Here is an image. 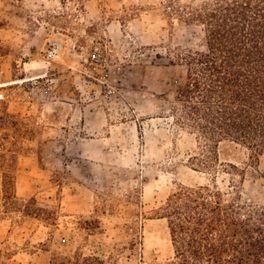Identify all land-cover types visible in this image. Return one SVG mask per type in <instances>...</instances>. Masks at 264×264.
Returning a JSON list of instances; mask_svg holds the SVG:
<instances>
[{
	"label": "rangeland",
	"instance_id": "obj_1",
	"mask_svg": "<svg viewBox=\"0 0 264 264\" xmlns=\"http://www.w3.org/2000/svg\"><path fill=\"white\" fill-rule=\"evenodd\" d=\"M172 1L0 0V115L17 120L0 121V136L16 150L15 192L57 211L56 224L0 220V264H49L52 252L75 250L116 264L164 261L172 247L156 213L178 186L214 182L264 205V153L219 144V161L243 170L236 192L233 175L189 163L195 136L170 108L177 48L199 47L201 31L167 15L200 0ZM51 40L61 47L48 60ZM89 216L100 228L87 234L73 220Z\"/></svg>",
	"mask_w": 264,
	"mask_h": 264
},
{
	"label": "trees",
	"instance_id": "obj_2",
	"mask_svg": "<svg viewBox=\"0 0 264 264\" xmlns=\"http://www.w3.org/2000/svg\"><path fill=\"white\" fill-rule=\"evenodd\" d=\"M170 7L169 23L176 19L201 31L199 47L177 48L182 80L170 108L175 123L195 136L189 163L194 170L233 175L236 192L243 170L220 162L218 147L232 142L254 158L264 153V0H200ZM0 121L17 125L6 111ZM2 140L0 136V220L16 214L20 221L56 224L55 206L16 195V150ZM156 217L166 222L172 256L152 264H264V205L226 197L214 182L178 186ZM73 223L87 234L100 228L94 216L77 217ZM49 264L116 262L112 256L75 250L52 252Z\"/></svg>",
	"mask_w": 264,
	"mask_h": 264
},
{
	"label": "built area",
	"instance_id": "obj_3",
	"mask_svg": "<svg viewBox=\"0 0 264 264\" xmlns=\"http://www.w3.org/2000/svg\"><path fill=\"white\" fill-rule=\"evenodd\" d=\"M60 47H61V42L59 40H51L45 50L46 59L48 60L54 59L57 56ZM92 56L95 57L96 54L92 53Z\"/></svg>",
	"mask_w": 264,
	"mask_h": 264
}]
</instances>
